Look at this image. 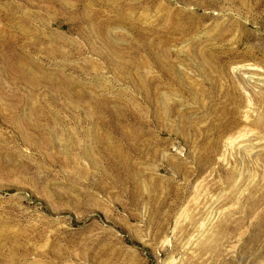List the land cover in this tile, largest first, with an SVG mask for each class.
I'll use <instances>...</instances> for the list:
<instances>
[{
	"label": "rangeland",
	"instance_id": "obj_1",
	"mask_svg": "<svg viewBox=\"0 0 264 264\" xmlns=\"http://www.w3.org/2000/svg\"><path fill=\"white\" fill-rule=\"evenodd\" d=\"M2 232L0 264H264V0H0Z\"/></svg>",
	"mask_w": 264,
	"mask_h": 264
},
{
	"label": "bare ground",
	"instance_id": "obj_2",
	"mask_svg": "<svg viewBox=\"0 0 264 264\" xmlns=\"http://www.w3.org/2000/svg\"><path fill=\"white\" fill-rule=\"evenodd\" d=\"M232 1H234V2H235V1H238L240 6H244V5H246V0H232ZM258 2H259V1H258ZM258 2H257V3H258ZM237 5H238V4H237ZM239 8H240V7H239ZM178 23H179V22H178ZM184 29H185V28H184ZM177 30H178V29H177ZM182 30H183V29H182ZM40 138H41V140L43 141V138H42V137H40ZM53 141H54L53 139H51V140H47L46 143L49 142L50 144H53ZM118 151H119V150H118ZM3 230H4V229H3ZM8 230H9V229H8ZM18 230H19V229H18ZM6 231H7V230H6ZM12 231H13V230H12ZM16 233H17V232H16ZM10 234H11V232H10V233H9V232H5V233L2 232V233L0 234V236H1L0 239H1L2 241H3V240L8 241L7 238L10 236ZM14 234H15V233H14ZM23 235H24V234H23ZM15 236H16V239H18L19 235L16 234ZM15 236H14V237H15ZM10 237H11V236H10ZM33 237H34V236H33ZM28 239H29V238H28ZM9 240H10V239H9ZM13 240H14V239H13ZM23 240H24V239H23ZM2 241H0V247H5L7 244L4 245V244L2 243ZM24 241H26V240H24ZM11 242H12V239H11ZM17 242H18V241H17ZM7 243H9V241H8ZM25 243H26V242H25ZM6 247H7V250H8V249H9V250H13V252H15V251L18 249V248H16V247L13 246V245H12V246L9 245V246H6ZM53 248H54V247H53ZM33 249H34V248H33ZM23 250H24V249H23ZM13 252H12V253H13ZM18 252H19V251H18ZM15 254H16V253H15ZM13 255H14V254H13ZM17 255H18V254H17ZM17 255H16V256H17ZM20 255H21V254H20ZM25 255H26V254H25ZM27 256H28V255H27ZM2 257H3V256H2ZM8 258H9V257H8ZM8 258H7V259H8ZM6 261H7V260H6ZM9 261H10V259H9ZM7 262H8V261H7Z\"/></svg>",
	"mask_w": 264,
	"mask_h": 264
}]
</instances>
